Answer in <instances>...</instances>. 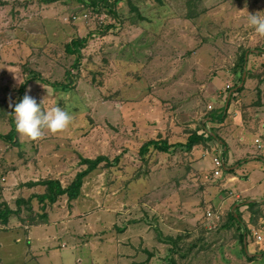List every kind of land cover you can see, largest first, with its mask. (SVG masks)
Listing matches in <instances>:
<instances>
[{
    "label": "rangeland",
    "instance_id": "obj_1",
    "mask_svg": "<svg viewBox=\"0 0 264 264\" xmlns=\"http://www.w3.org/2000/svg\"><path fill=\"white\" fill-rule=\"evenodd\" d=\"M116 1V17L109 15L104 27L93 18L72 20L89 10L80 0H0V134L10 130L7 116L28 71L68 84L63 90L31 81L24 93L45 111L59 106L73 117L65 131H45L38 141L18 132L14 144L0 139V204L15 210L17 199L43 192L28 182L53 178L67 185L85 168L81 158L121 156L117 165L87 175L76 200L61 197L48 208L46 224L34 199L30 209L22 205L18 215L0 223V264H191L200 251L210 253L202 243L206 237H192L195 227L199 237L231 232L222 220L214 228L207 210L226 219L238 204L243 214V198L221 180L212 181L210 171L193 170L194 147L206 151L208 145L190 151L183 146L218 111L208 89L228 91L226 86L241 83L236 65L243 53L246 70L249 57L255 58L249 73L260 70L264 77V37L248 23L249 14L264 15V0ZM85 36L73 68L75 56L64 46ZM149 140L176 147L167 153L150 148L142 156ZM259 206L246 210L254 229L264 225V201ZM183 216L198 219L167 236L168 226ZM155 240L172 245L176 261L155 249ZM224 251L229 260V249Z\"/></svg>",
    "mask_w": 264,
    "mask_h": 264
},
{
    "label": "crops",
    "instance_id": "obj_2",
    "mask_svg": "<svg viewBox=\"0 0 264 264\" xmlns=\"http://www.w3.org/2000/svg\"><path fill=\"white\" fill-rule=\"evenodd\" d=\"M254 59L255 58H251L250 60L249 57L248 69H250V63L254 61ZM253 73L256 74L247 76L243 82L242 91L234 93V96L227 108L226 118L222 123L212 122L210 118H206L205 121H202L205 128L211 126L215 128L214 130H217L216 133L225 142V146H223L221 142L213 140L206 143L208 145V147H206V151L204 150L205 148L201 146L194 147L192 152V156L194 157V160H196L192 163V168L195 172L202 170L211 172L212 158L220 155L226 169L224 170L222 176L217 180H221V186L232 191V195H235L237 198H243L245 200V204L246 201H253V203L258 204L264 201V77L259 75L260 70H257L256 72L254 70ZM214 85L219 86L221 84L214 83ZM230 92L225 91L224 89L218 91L213 86L208 89V94L214 100V108L216 110H219L220 106L222 107L226 105V100ZM255 140H258L259 143L256 144ZM258 145H260V148L257 147ZM227 153L228 157L226 155ZM197 159H199V161H197ZM204 159H207L208 163L204 164L202 161ZM243 159H247L248 162L240 167L235 168V165L232 166L237 161ZM228 186L232 188H228ZM226 201L227 202L222 201V203L225 202V204H228L229 200ZM235 205L238 204H234L232 209ZM246 210L248 211L247 206H243L242 210H240L241 212L243 211L241 216L242 223L240 233L244 234L245 230L248 231L247 236L245 234L242 236V244L240 243L238 233L235 232V228H231V232L229 233L225 232L222 234L220 232H213L204 236L201 233V237H199L198 232H200V230L197 231L195 227L193 229L195 231L193 232L192 237H198L199 239L206 237L209 241H204L203 239L204 242L202 243H207V248H209L207 252L210 253L205 254L200 251L196 255L197 259H195L191 264H220V261H223V264H264V251L259 249L254 242L251 230L255 225L251 226L249 223V213ZM48 217L49 215H47V222ZM69 217L70 216H68V218ZM197 219L198 218L184 216L176 219V225L172 224L171 226H168V230H170V232L166 235L169 237L176 236V234L180 233L177 230H180L184 223H190V221L192 223H196ZM170 221L172 220L170 219ZM261 221L262 219L259 221L260 224ZM47 222H45V224ZM259 230L262 232L264 245V225ZM154 239L156 238L154 237ZM225 240L230 242L229 245L221 246L227 242ZM159 246H164L165 248L163 249ZM154 247L158 251H162L161 253L168 254L166 255L168 258L176 261L177 254H173L171 250V253L169 252V247H172V245L168 246L167 244H162L161 242L159 243L155 240ZM225 247L229 249L228 253H226V255L229 254V256H231L229 260H227L228 258H224ZM199 249L200 248H198V250ZM116 252H118L117 249ZM173 252L175 251L173 250ZM158 255L159 254L156 252L154 253L152 262L153 259L155 262ZM205 257L208 258L205 259ZM118 258H120L118 262L123 259L121 255H118ZM208 259H210V262H207ZM182 261L183 264H190V259H183ZM131 264L137 263L132 261Z\"/></svg>",
    "mask_w": 264,
    "mask_h": 264
},
{
    "label": "trees",
    "instance_id": "obj_3",
    "mask_svg": "<svg viewBox=\"0 0 264 264\" xmlns=\"http://www.w3.org/2000/svg\"><path fill=\"white\" fill-rule=\"evenodd\" d=\"M42 1L44 3H53L58 0H42ZM80 1L84 3V5L87 6L86 7L87 9H89L91 12L95 14L105 12L108 15H112L114 18L116 17L115 16V4L117 2L116 0H112V1H109V0H89V1L80 0ZM87 41H88V36H85L83 38H75V39H72L69 43H67L64 46L65 52L68 55L75 56L76 60H75V63L73 64V68H77V66L79 65L80 60L78 56V49L84 48ZM247 59L248 58H246L245 54L243 53L239 59L238 65H236L237 68L239 67V71L241 75L243 72L246 73L245 75L246 78L247 76L256 74V73H249L248 68L246 70L245 65H246ZM261 63L264 64V61ZM261 67L264 69V65L263 66L261 65ZM241 75H240V81H241ZM26 77L27 78L25 79V81L22 84H20L18 88V98L16 100L15 105L22 100L23 96L25 95L24 93L25 88L27 84L31 81H39L43 83L44 85H47L53 88L59 87L63 90H66L67 88H69L68 84L49 83L45 81L44 79H42L39 74L33 73L32 71H28ZM233 89H236L235 92L239 93L242 91L243 86L238 87V85H236L233 87ZM231 90H232L231 88L228 89L229 92ZM233 96H234V93L230 95V98L228 101L226 100L227 101L226 108L225 106H222L219 108L218 111H214L213 113L210 114L209 118L212 122L222 123L224 121V119L226 118V112H227L228 105ZM14 107L9 111L8 116H7L8 120L11 123L10 130L5 135L0 134V139L10 144L16 143V138H17V131H16L14 113H13ZM198 128L200 130L195 129L188 136V139L183 146L184 148L190 151L196 145H200L204 143L206 144V142L213 141V140L221 142L222 145L225 146V142L217 135L216 130H210V133L206 134L203 131L205 130V127L203 125L199 126ZM174 147L176 146H171L166 141L161 142V141L149 140L142 145V147L139 150V154L143 156L144 154L148 152L150 148L158 152L167 153L171 148H174ZM120 157L121 156H116L112 159H108L105 156H98L95 159L81 158L80 163L81 165L85 166V168L77 172L74 178L72 179V181L65 186H63L59 180L53 179V178H47V179L45 178V179H39L34 182H28L26 184L28 187L39 186L43 188V192L41 194L32 195L26 200L21 199V198L17 199L15 201V206H16L15 210H12L6 204H0V223L3 225L7 224L11 216L18 215L20 213L22 205L26 206L27 207L26 209H30L29 205L31 204V201L33 199L36 200V202L39 203L41 207L40 210L42 211V214L38 216V219L43 220L44 223L47 222V215H48L47 209L48 208L53 207V205H55L61 197H65L68 202H72L76 200L80 196L81 187L83 185L84 178L87 175H89L91 172H93L100 166L110 168V167L117 165L120 160ZM247 162H248L247 159L239 160L232 166L237 164L238 167H240L241 165ZM227 172H230V171H227ZM259 205L260 204L258 203H251L247 205L245 204V201H244L242 206H247V208L252 212L253 209L258 208ZM238 209L239 208L235 209V213H233L232 211L228 212L226 219L222 217V223H225V222L230 223V225H228L229 228H233V227L235 228V232L238 233L240 243L242 244L243 242L242 236H244V234L247 236L248 231L245 230L244 234L240 233L242 219H241L240 214L238 213Z\"/></svg>",
    "mask_w": 264,
    "mask_h": 264
},
{
    "label": "clouds",
    "instance_id": "obj_4",
    "mask_svg": "<svg viewBox=\"0 0 264 264\" xmlns=\"http://www.w3.org/2000/svg\"><path fill=\"white\" fill-rule=\"evenodd\" d=\"M249 26L256 34L264 37V15L249 14ZM16 131L21 137L38 141L45 135V131L58 134L65 131L71 124L73 117L59 106L47 111L41 108L34 98L25 94L13 110Z\"/></svg>",
    "mask_w": 264,
    "mask_h": 264
},
{
    "label": "built area",
    "instance_id": "obj_5",
    "mask_svg": "<svg viewBox=\"0 0 264 264\" xmlns=\"http://www.w3.org/2000/svg\"><path fill=\"white\" fill-rule=\"evenodd\" d=\"M95 16V17H93ZM91 18L96 20V23L98 24V26H107V24L111 23L110 20V16L105 13V12H101L99 14H95L93 12H91L90 10H80V13L75 14L72 18L73 21H88ZM230 87L226 86V90H228ZM208 109H211V106H208ZM204 133L208 134L210 133V130L205 128V130H203ZM255 143L258 144L259 141L255 140ZM258 148H260V145L257 146ZM225 165L223 162L222 157L219 156H214L212 158V171L209 174V178L211 180H217L219 179L224 170H225ZM223 217V212H216V213H212L210 210L206 211V219L209 220V223H212L213 227H216V223H218L220 220H222ZM214 227V228H215ZM251 235L254 239V242L256 243L257 247L261 250L264 251V245H263V236H262V232L259 229H252L251 230Z\"/></svg>",
    "mask_w": 264,
    "mask_h": 264
},
{
    "label": "water",
    "instance_id": "obj_6",
    "mask_svg": "<svg viewBox=\"0 0 264 264\" xmlns=\"http://www.w3.org/2000/svg\"><path fill=\"white\" fill-rule=\"evenodd\" d=\"M245 75H246V73L243 72L242 77H241V84H240L238 87H241V86H242V84H243V82H244V79H245ZM235 90H236V89H235ZM235 90H233V91H235ZM231 93H232V92H230V93L228 94L227 101L229 100ZM225 106L227 107V102H226V105H225ZM226 107H225V108H226ZM234 167L236 168V167H238V165H235ZM250 203H253V201H246V204H250ZM236 207H237V205L234 206L233 210L236 209Z\"/></svg>",
    "mask_w": 264,
    "mask_h": 264
}]
</instances>
